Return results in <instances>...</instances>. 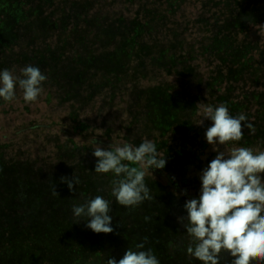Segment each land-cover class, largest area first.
<instances>
[{"label":"rangeland","instance_id":"rangeland-1","mask_svg":"<svg viewBox=\"0 0 264 264\" xmlns=\"http://www.w3.org/2000/svg\"><path fill=\"white\" fill-rule=\"evenodd\" d=\"M85 1L71 0L70 3ZM36 2L41 3V0ZM44 2L47 3L48 0ZM62 3L63 0L59 2L60 5ZM77 11L82 13L73 22L80 24L74 31L85 29L82 32L84 40L82 44L73 42L67 51V57L74 59L79 56L78 68L71 69V75L83 72L79 94L74 96L73 90L69 94L62 92L58 95L46 88L48 82L45 80L42 92L34 102H25L19 88L16 89L13 101L0 100V149L4 150L6 145L4 154L13 158L41 157L52 151L53 141L57 139L62 142L66 137H71L79 143L77 147L69 143L70 150L74 148L80 151L77 166L92 171L97 159L92 155L94 137L102 148H107L110 144L115 146L120 142L139 145L147 138L156 143L158 151L166 159L163 169L150 170L153 176L151 173L147 175L151 178L148 184L153 185V180H158L167 190L185 201L199 195L200 170L216 154L204 138L205 130L211 122L205 120L203 124L197 125V104L223 103L227 105L230 114L236 116L240 110L242 114L255 112V105L248 107L245 102L251 98L255 99L259 108L256 116H245L253 117L254 131L242 128L244 135L240 141H230L219 147L225 151L234 146L264 149V96L256 94L258 87L254 84L252 87H245L248 75L244 71L252 62L245 58L237 61V65L230 62L235 58L236 52L246 54L250 50L249 52H256L258 55L261 52L256 49L259 46H253L249 42H264V18L257 24H251L256 22L254 19L264 16V0H89L88 5L85 2ZM20 12V19L26 16V12L32 13L38 22L41 17L39 5L27 10H23L21 5ZM58 13L59 11L56 14ZM137 17L150 27H146L148 33L141 35L140 42L147 45L157 43L158 48L174 44L175 49H170L169 52L176 54L174 61L179 60V63L154 59L149 63L148 57L152 52L144 56V46H137L136 58L122 54L123 47L134 46L139 27L135 22ZM82 19L86 20L85 23ZM129 20L132 26L130 33L119 40L125 29L119 33L116 28L121 24L127 25ZM71 29L72 25L68 28L70 42L73 41ZM235 29L240 30H237V41ZM59 32L60 30L55 31L44 41L52 50L60 45L57 38ZM75 39H79L76 34ZM115 41L120 46L119 50L113 52L115 55L107 60L116 46ZM235 42L243 44L241 49L234 47ZM1 47L3 46H0V70L6 68L9 63L7 60H26L31 62L30 65L41 69L34 61L40 58V52L45 57L49 56L45 50H33L45 47L39 42L29 47L25 45V50L15 49L16 52L21 51L19 54H11ZM58 53L54 54V58L59 57ZM119 53L125 64L124 68L118 62ZM159 53L153 52V55L158 56ZM240 53V57L245 56ZM89 55L92 57L87 59ZM218 60L222 65L231 66L225 71L228 80L240 78L233 83L236 89L231 100L225 94L220 95L223 90L219 89L218 84L224 77ZM138 62L140 66H137ZM256 64H259L258 60L255 61L254 65ZM21 67L16 65L13 73L21 75ZM234 68L238 69L234 71ZM254 73L252 71L249 75ZM237 86L241 88L237 89ZM157 87H161L159 90L162 92L159 99L154 98L155 92H152ZM227 87L225 92L230 93L232 89L229 84ZM165 90H168V102H173L174 106L163 105L160 97L166 98ZM245 90L251 92L247 93ZM65 96L77 103L80 101L81 108H76L74 100L60 103L59 100ZM244 102L245 109L242 105ZM74 111L78 112L79 118ZM68 142L66 140V144ZM153 192L159 193L157 187L153 188ZM143 204L144 202L139 206ZM156 211L161 213V209ZM157 219L158 216L155 217ZM124 231V228H120V234Z\"/></svg>","mask_w":264,"mask_h":264},{"label":"trees","instance_id":"trees-1","mask_svg":"<svg viewBox=\"0 0 264 264\" xmlns=\"http://www.w3.org/2000/svg\"><path fill=\"white\" fill-rule=\"evenodd\" d=\"M60 1L48 0L45 3L44 0H41V4L36 0L28 2L26 0H0V46H3L1 47L2 50H9L11 54H19L21 51L16 52L15 49L25 50V45L29 47L37 42L41 43L42 46H45L44 48L40 47L33 50L38 52L45 50L49 56L45 57L44 53L40 52V58L34 63L41 67L43 74L47 77L48 84H46V88L48 87V90H52L58 95H61L62 92L69 94L74 90L73 95L76 96L79 94L83 72L78 71L76 74L71 75V69L78 68L79 65L77 64L80 61H78L79 56L69 59L67 51L73 42L82 44L84 40L82 32L85 29L74 31L75 27L80 25L74 23L82 13V11H77V8L85 2L88 5L89 0L82 3H70L71 0H63L62 5L59 4ZM21 5L23 10L39 5L41 7L39 15L45 17V19L41 20L40 17L38 22L36 17L32 13L29 14V12H26V16L20 19L18 14H21ZM15 7L16 9H14ZM231 8L233 9V7ZM248 10L250 11V9ZM58 11L59 13L56 14ZM262 18L264 16L254 19L253 21L256 22L251 24H257ZM85 21V19H82V22L85 23ZM135 22L139 26L138 32L135 35L134 46L123 47L122 54L125 57L132 56L136 58L138 56V54L136 55L137 46H144V56L152 52L148 57L150 59L149 63L152 59L179 63V60L174 61L176 54L169 52L170 49H175L174 44L158 48L157 43L147 45L140 42L141 35L143 33L147 34L146 31L150 27H147V24L141 22L138 17ZM126 23L127 25L121 24L116 28L119 33L125 29L119 40L130 33L131 20ZM70 25H72L70 31H73L72 42L68 41V28ZM57 30H60L57 36L60 45L52 50L44 41ZM237 30L239 29H235L236 41ZM75 34L79 39L74 40ZM62 35L63 38H61ZM249 43L253 46H259V48H256L261 51L259 55L256 52H249L250 50H247L246 54L236 52L234 53L235 58L230 62L237 65L240 60H243L242 58L249 59L252 63L244 71V74L248 75L245 87H252V84H254L258 87V91H255L256 94L264 96V42L262 41L260 44ZM115 44L112 53L108 55V58L106 57L107 60L115 55L113 52L119 50L120 46H118L117 41H115ZM91 45L92 43L90 47ZM242 46L243 44L240 43L235 42L234 44V47L238 50ZM57 52H59V57L54 58V54H57ZM153 52L160 53L155 56ZM239 53L245 56L240 57ZM120 54H118V62L122 63V68H124L125 64H123ZM90 57L92 56L89 55L87 59H90ZM257 60L259 64L254 65ZM7 61L9 63L6 68L11 71L16 70V65L22 66V69L31 63L26 60ZM217 62L220 63L219 60ZM136 64L137 66L141 65L140 62ZM230 67L228 64H221V74L224 78L221 79L218 87L223 90L220 95L225 94L227 99L231 100L236 89L233 83L240 78L234 77L228 80L225 71ZM167 69L170 70L169 67ZM237 69L234 68L233 70L236 71ZM252 71H255L254 75H249ZM19 74L21 73L19 72ZM228 84L232 89L230 93L225 92V87ZM159 88L161 87L153 89L152 92H155L154 98L159 99L158 96L162 94ZM239 88L241 87L237 86V89ZM168 90L164 92L166 98H160L163 105L174 106L173 102H168ZM245 91L247 93L251 92ZM68 100L74 99L65 96L59 102L65 103ZM254 100L251 98L245 102H247L248 107L252 104L255 105V112H244V115L256 116L259 107L256 106ZM232 101L239 104L236 100ZM260 101L262 102V100ZM245 102L242 103L243 109L246 108ZM75 104L77 109L81 108L80 101L78 103L75 101ZM74 112L79 118L78 112ZM238 114H242L241 110ZM182 116H185V112ZM252 118H247L251 124L253 122ZM66 140L69 141L67 144ZM53 143L54 146L51 152L37 158H13L4 154L6 145H4V150L0 149V264H106L108 258H115L118 261L127 248L143 242L145 237H147L145 249L151 248L160 260V264H201V262L186 254L185 251L189 244V237L184 233L181 224L177 222V217L185 214L183 211L185 201L181 196L167 190L158 180L156 182L152 179L154 184L149 185L148 181L151 178L146 176L145 182L151 189V194L154 193V199L145 201L143 206L125 208L119 205L115 198L111 196L112 185L109 181L115 179L111 173L98 174L93 170L77 166L80 161V151L74 148L70 150L69 143H73L77 147L78 142L71 137H66L62 142H58L56 139ZM72 175L79 178L80 184L77 187L74 185L76 190L69 192L66 183L61 182V177L70 180ZM52 185H54L58 196L51 194ZM154 187H157L159 193L153 192ZM98 195L111 201V212L109 214L112 216L111 224L114 229L112 233H93L85 227V221L73 223L72 206L83 203L86 198L91 199ZM157 209H161V213H158ZM156 216L159 219L155 220ZM145 217H150V219L146 221ZM120 228L125 229L124 233L120 234ZM221 264H231V257L223 253Z\"/></svg>","mask_w":264,"mask_h":264},{"label":"clouds","instance_id":"clouds-1","mask_svg":"<svg viewBox=\"0 0 264 264\" xmlns=\"http://www.w3.org/2000/svg\"><path fill=\"white\" fill-rule=\"evenodd\" d=\"M21 75L5 68L0 70V100L13 101L16 89L23 92L25 102H34L42 92L47 79L41 69L26 65ZM197 125L205 120L211 124L204 133L205 141L212 147L215 156L199 173V195L185 200L184 215L177 217L184 233L189 237L186 254L201 264H221V255L231 257V264H264V149L232 147L221 150L227 142H238L244 132L254 131L244 114L233 116L226 104H197ZM95 147L92 155L97 158L94 172L111 173V196L125 208L139 206L154 197L145 182V177L154 169L166 165L156 143L143 139L139 145L120 142L102 148L92 139ZM153 176V175H152ZM69 192L80 184L78 177L69 180L61 177ZM74 185L76 186L74 188ZM51 194L58 196L54 185ZM111 201L103 196L85 199L71 208L73 223L85 221V227L93 233H112ZM150 217H145L148 221ZM143 242L127 248L122 258H108L106 264H160L151 248Z\"/></svg>","mask_w":264,"mask_h":264}]
</instances>
